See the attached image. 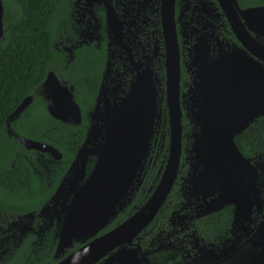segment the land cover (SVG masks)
Returning a JSON list of instances; mask_svg holds the SVG:
<instances>
[{
  "label": "flooded vegetation",
  "instance_id": "1",
  "mask_svg": "<svg viewBox=\"0 0 264 264\" xmlns=\"http://www.w3.org/2000/svg\"><path fill=\"white\" fill-rule=\"evenodd\" d=\"M57 6L50 69L44 81L26 97L32 99L26 110L6 122V133L14 140L23 137L59 152L61 157L56 159L50 153L24 147L28 164L41 176L38 181L41 191L50 190L55 183L56 186L37 211L10 216L9 219L0 213V259L20 254L21 264H59L85 245L116 229L144 206L160 181L168 156L164 153L168 152L165 147L170 135L167 64L174 32L180 62L183 136L186 135L180 165L185 167L184 172L179 174L178 171L171 190L173 200L168 202L166 209L161 210L163 205L152 223L133 239L132 244L114 249L96 264H118L116 259L124 249L129 252V257L137 260V264H264V155L245 157L236 145L258 172L261 198L260 208L253 206L251 211L242 214L237 213L233 204L210 210L208 206L218 193L205 200L195 194L197 188L192 183L193 178L189 177L188 157L189 144L196 132L189 118L191 91L200 69L223 58L233 61L235 59L228 57L234 54L243 55L264 68V13H249L264 9V0H58ZM247 71V68L243 69V77ZM239 80L241 82L240 77ZM56 84L70 93L80 109L82 121L79 125L63 123L50 114L49 107L57 100L52 94ZM138 90H141L142 98L135 97ZM37 99L43 103L51 119L84 129V140L74 150V157L66 170L62 168L63 153L56 145L20 136L11 127L13 124L22 126L21 116ZM125 99L153 105L150 148L142 172L102 229L86 240H73L59 251L67 208L77 190L90 177L97 156L89 157L80 183L71 191L62 193L58 202L52 198L95 123L93 115L97 107L100 113H104ZM43 117L37 114L38 121H43ZM45 127L42 136L53 143H65L64 132ZM74 136L76 134L70 135ZM35 161L38 167L34 166ZM25 171L29 174L28 169ZM44 208L47 209L43 211Z\"/></svg>",
  "mask_w": 264,
  "mask_h": 264
},
{
  "label": "water",
  "instance_id": "2",
  "mask_svg": "<svg viewBox=\"0 0 264 264\" xmlns=\"http://www.w3.org/2000/svg\"><path fill=\"white\" fill-rule=\"evenodd\" d=\"M249 13H264V9ZM4 6L0 0V43L4 35ZM167 64V105L169 111V147L167 161L160 181L150 198L131 218L111 232L95 239L69 255L59 264H96L114 249L132 244L133 239L152 223L167 200L178 176L183 153V124L180 101V62L175 33L172 32ZM203 69L201 68L191 91L189 118L196 132L192 135L190 172L195 194L206 198L218 193L208 206L216 211L233 204L237 213L260 208L258 172L235 144V137L256 119L264 118V68L243 55L234 54ZM252 67V68H251ZM247 68L246 77L243 69ZM50 75V79H52ZM241 79V82L239 80ZM54 78V77H53ZM55 81V80H54ZM61 93V94H60ZM141 97V90H138ZM52 94L57 96L49 107L57 120L79 125L81 111L70 93L56 84ZM62 98L59 100L58 96ZM134 97V98H135ZM32 99H24L9 119L19 117ZM153 105L125 99L112 109L93 115L94 125L82 145L71 168L52 201L58 202L62 193L71 191L85 176L90 156L97 163L88 178L76 192L67 208L63 222L59 251L73 240H86L102 229L122 204L128 190L142 172L150 148ZM15 140L28 150L50 153L56 159L61 155L54 148L23 138ZM210 189L212 191H210ZM47 208H44L46 210ZM32 215H28L30 217ZM122 250L118 264H137Z\"/></svg>",
  "mask_w": 264,
  "mask_h": 264
},
{
  "label": "trees",
  "instance_id": "3",
  "mask_svg": "<svg viewBox=\"0 0 264 264\" xmlns=\"http://www.w3.org/2000/svg\"><path fill=\"white\" fill-rule=\"evenodd\" d=\"M57 2L58 0H3L4 36L0 44V213L5 214L7 219L40 209L56 186L55 183L50 190L41 191L42 186L38 182L41 176L34 173L28 164L24 147L6 133V122L20 103L44 81L50 69ZM37 114L44 115L43 121L37 120ZM20 120L22 126L13 124L12 129L20 136L56 145L63 153L62 168L66 170L74 157V150L84 140V129L51 119L39 99ZM45 126L64 132L65 143H53L48 137L42 136ZM71 134L76 136L70 137ZM185 138L186 135L183 136V143H186ZM235 143L245 157L264 155V119L259 118L251 124L235 138ZM166 144L165 149L169 147V138ZM71 149L73 150L70 151ZM164 153L168 154L166 151ZM31 160L33 162L34 159ZM37 165L35 161L34 166L38 167ZM27 169L29 174L25 171ZM183 169L185 167L180 166L179 174L184 172ZM59 174L61 175L60 172ZM58 178L59 176L57 180ZM172 196L173 192L161 210L166 209L168 202L173 200ZM21 262L20 254L0 259V264Z\"/></svg>",
  "mask_w": 264,
  "mask_h": 264
},
{
  "label": "rangeland",
  "instance_id": "4",
  "mask_svg": "<svg viewBox=\"0 0 264 264\" xmlns=\"http://www.w3.org/2000/svg\"><path fill=\"white\" fill-rule=\"evenodd\" d=\"M191 141H192V138H191ZM189 146H190V147H189V154H188V157H190V155H191V154H190V150H191V143L189 144Z\"/></svg>",
  "mask_w": 264,
  "mask_h": 264
}]
</instances>
